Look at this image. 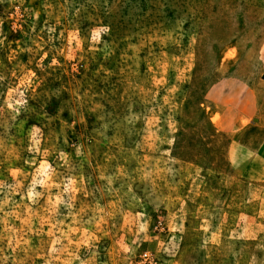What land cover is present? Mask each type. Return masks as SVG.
<instances>
[{
  "label": "rangeland",
  "instance_id": "rangeland-1",
  "mask_svg": "<svg viewBox=\"0 0 264 264\" xmlns=\"http://www.w3.org/2000/svg\"><path fill=\"white\" fill-rule=\"evenodd\" d=\"M224 78L264 124V0H0V264H264Z\"/></svg>",
  "mask_w": 264,
  "mask_h": 264
},
{
  "label": "crops",
  "instance_id": "crops-1",
  "mask_svg": "<svg viewBox=\"0 0 264 264\" xmlns=\"http://www.w3.org/2000/svg\"><path fill=\"white\" fill-rule=\"evenodd\" d=\"M245 87L224 78L209 87L205 98L215 110L213 126L229 136L226 159L231 172L247 182H263L264 124L252 91Z\"/></svg>",
  "mask_w": 264,
  "mask_h": 264
}]
</instances>
